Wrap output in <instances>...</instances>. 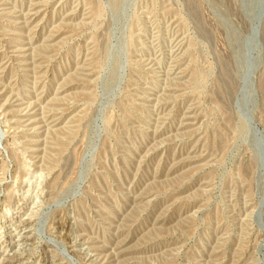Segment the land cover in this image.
I'll return each mask as SVG.
<instances>
[{"label":"rangeland","instance_id":"rangeland-1","mask_svg":"<svg viewBox=\"0 0 264 264\" xmlns=\"http://www.w3.org/2000/svg\"><path fill=\"white\" fill-rule=\"evenodd\" d=\"M110 1L0 0V264H264V0Z\"/></svg>","mask_w":264,"mask_h":264},{"label":"bare ground","instance_id":"bare-ground-1","mask_svg":"<svg viewBox=\"0 0 264 264\" xmlns=\"http://www.w3.org/2000/svg\"><path fill=\"white\" fill-rule=\"evenodd\" d=\"M258 1H262V0H258ZM215 2L216 3L213 4L215 6L216 11H217V15H215L216 16L215 18H216V20H217V22H218V24L220 26H224V27L226 26V28L228 27L229 34H230L229 35V38H230L231 41L234 42V36H237L238 30L237 29H236V31L234 30L235 29V26H234L232 20H229L230 19L229 16L231 14L229 13L228 10L227 11H223L222 10V8H221L222 1H215ZM110 3H111V6L113 7V9L115 11H117L119 9V7H120L121 1L120 0H112V1H110ZM228 8H229V6H228ZM227 45H229V40L227 42ZM263 47H264V45H263ZM234 56H236L235 53H234ZM214 70H215V68L212 67L210 74L208 72L199 70V72L196 73V77L199 80L200 84H206L208 81H210L209 80L210 79V76L213 77L214 74H215V71ZM208 71H210V70H208ZM239 73L240 72H238V67L237 66H234L233 67V70L224 73V76L220 80V82L217 81L218 77H217V79H214V80H216V82H214V88H215V90H217V92L219 93V95H221L220 97L223 100L222 103H221V110L225 113L227 122L229 123V125L232 126V128L234 130V133L236 135V141H240L241 142L242 141L241 138L244 135H246V133H247L246 130L247 129H246V125H245L243 119L240 118V117L238 119V116H237L236 111H235V105H234V102H233V100L238 97L237 96V88L235 87V84H236V82L239 83V77H238L239 76L238 75ZM114 79H115L114 78V75H113V77H110V79L108 81L109 82L108 83V86L109 87H111L113 85V80ZM247 149L249 150L250 148L247 147Z\"/></svg>","mask_w":264,"mask_h":264},{"label":"water","instance_id":"water-1","mask_svg":"<svg viewBox=\"0 0 264 264\" xmlns=\"http://www.w3.org/2000/svg\"><path fill=\"white\" fill-rule=\"evenodd\" d=\"M264 18V14L262 13V17L260 16V19L262 20Z\"/></svg>","mask_w":264,"mask_h":264}]
</instances>
